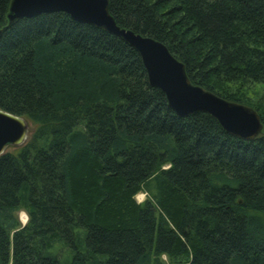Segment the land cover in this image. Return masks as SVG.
Segmentation results:
<instances>
[{
    "label": "trees",
    "instance_id": "1",
    "mask_svg": "<svg viewBox=\"0 0 264 264\" xmlns=\"http://www.w3.org/2000/svg\"><path fill=\"white\" fill-rule=\"evenodd\" d=\"M10 2L0 109L35 128L0 155V264H264V108L230 89L264 85V0H109L191 83L258 112L248 140L176 114L121 37L62 11L7 25Z\"/></svg>",
    "mask_w": 264,
    "mask_h": 264
},
{
    "label": "water",
    "instance_id": "2",
    "mask_svg": "<svg viewBox=\"0 0 264 264\" xmlns=\"http://www.w3.org/2000/svg\"><path fill=\"white\" fill-rule=\"evenodd\" d=\"M57 11L124 39L138 52L149 84L164 93L168 106L179 116L207 112L227 133L245 140L253 139L261 132V119L254 109L191 83L184 64L165 44L119 26L109 12V0H11L6 14L7 25L20 18ZM28 134L29 122L25 117L0 109V155L8 146L22 145Z\"/></svg>",
    "mask_w": 264,
    "mask_h": 264
},
{
    "label": "rangeland",
    "instance_id": "3",
    "mask_svg": "<svg viewBox=\"0 0 264 264\" xmlns=\"http://www.w3.org/2000/svg\"><path fill=\"white\" fill-rule=\"evenodd\" d=\"M238 87H241V88H239V90H238ZM230 89H231V91H233L236 94L241 93L248 101H250L256 105L260 104L264 108V85L263 84H256V83H250L249 82L245 85H239V84L235 83V84L230 85ZM228 101H231V100H228ZM231 102L239 103V104H242L244 106L252 108L251 106H249L245 103H242V102H238V101H231ZM252 109H254V108H252ZM263 111H264V109H263ZM28 122H29V132H32L33 129L35 128V125L32 124V122L30 120H28ZM16 148H17L16 146H8L5 151H15ZM139 195H142V198L140 197L141 199L137 198V196H139ZM139 195H137L135 197V200L137 202H142L147 197V195L144 191L141 192ZM16 215H17V218H18L19 223L21 225H23L27 222L28 214L24 210L21 209V210L17 211ZM23 217H26V222L21 221L20 218H23ZM162 259L166 260V257L163 255Z\"/></svg>",
    "mask_w": 264,
    "mask_h": 264
},
{
    "label": "bare ground",
    "instance_id": "4",
    "mask_svg": "<svg viewBox=\"0 0 264 264\" xmlns=\"http://www.w3.org/2000/svg\"><path fill=\"white\" fill-rule=\"evenodd\" d=\"M140 197L142 198V195L137 196L138 199H139ZM141 198H140V199H141Z\"/></svg>",
    "mask_w": 264,
    "mask_h": 264
}]
</instances>
